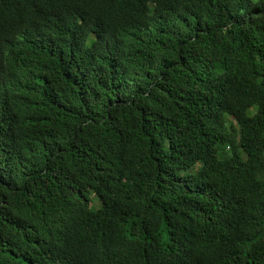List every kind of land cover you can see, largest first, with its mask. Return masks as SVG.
<instances>
[{
  "label": "trees",
  "instance_id": "1",
  "mask_svg": "<svg viewBox=\"0 0 264 264\" xmlns=\"http://www.w3.org/2000/svg\"><path fill=\"white\" fill-rule=\"evenodd\" d=\"M0 264H264V0H0Z\"/></svg>",
  "mask_w": 264,
  "mask_h": 264
},
{
  "label": "rangeland",
  "instance_id": "2",
  "mask_svg": "<svg viewBox=\"0 0 264 264\" xmlns=\"http://www.w3.org/2000/svg\"><path fill=\"white\" fill-rule=\"evenodd\" d=\"M91 198H92V204H94L95 206L99 203H97V200L95 198V196L93 194H91Z\"/></svg>",
  "mask_w": 264,
  "mask_h": 264
}]
</instances>
